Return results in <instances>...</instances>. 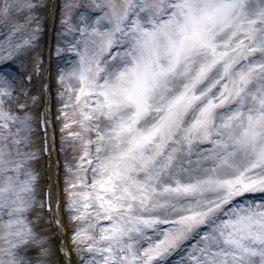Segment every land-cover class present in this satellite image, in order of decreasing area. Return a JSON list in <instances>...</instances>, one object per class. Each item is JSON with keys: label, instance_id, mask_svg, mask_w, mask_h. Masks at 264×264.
Masks as SVG:
<instances>
[{"label": "snow or ice", "instance_id": "snow-or-ice-1", "mask_svg": "<svg viewBox=\"0 0 264 264\" xmlns=\"http://www.w3.org/2000/svg\"><path fill=\"white\" fill-rule=\"evenodd\" d=\"M40 6L0 0V62L35 48ZM64 9L75 59L59 74L71 109L61 131L75 125L79 141L66 189L76 264H165L174 254L176 264H264V0H68ZM4 83L0 264H73L44 227L55 214L22 135L29 117L5 109Z\"/></svg>", "mask_w": 264, "mask_h": 264}, {"label": "rangeland", "instance_id": "rangeland-1", "mask_svg": "<svg viewBox=\"0 0 264 264\" xmlns=\"http://www.w3.org/2000/svg\"><path fill=\"white\" fill-rule=\"evenodd\" d=\"M67 2H68V0H63V13H61V16L57 19V25L55 27V46H56L55 49L57 50L58 48H60L61 52L59 54L54 53V56L56 57V61L64 59L63 63L68 64L70 67L71 62L74 61V59H75L74 53L67 50L69 48L68 41L72 40V36L66 34V28L62 24V21L64 19H66V16L64 14L65 13L64 5ZM73 2L77 3V4H83V3H86L87 0H73ZM75 11H76V9H73V19H72L73 24L77 23V19L75 18ZM33 15H34V13H33ZM20 22L23 23V17L22 16L20 17ZM32 26L34 27L35 24L33 23ZM6 31H8V27H6V25L3 21H0V40H3V35ZM38 35L39 34H37V36ZM1 63H3V62H0V64ZM64 111H67L69 113V117H71V109H64ZM61 118L63 119V121L65 123L66 121H65V118L62 115V113H61ZM64 123H63V125H64ZM13 130H15V129L13 128ZM75 130H76L75 125H73L69 129L64 130V138L62 140V150H61L62 156L67 158V160L70 163V166L72 168L75 167L76 160H77L78 155H79V141H75L69 136V132L75 131ZM22 135H26V134H24V132H23ZM70 149H71V151H69ZM69 177H70V173L67 170V173H66V181H67L66 182V188L67 189H68V186L72 180ZM74 224L76 225L77 223L74 222ZM174 264H176V263H174Z\"/></svg>", "mask_w": 264, "mask_h": 264}, {"label": "bare ground", "instance_id": "bare-ground-1", "mask_svg": "<svg viewBox=\"0 0 264 264\" xmlns=\"http://www.w3.org/2000/svg\"><path fill=\"white\" fill-rule=\"evenodd\" d=\"M50 40H51V35H50V33L48 34V40H47V45H49V43H50ZM52 44V43H51ZM42 50H43V44H41V47L39 48V51H38V53H39V55L42 53ZM35 53H37V52H35ZM43 74H42V76H43V78L45 79V77H46V74L44 73V71L42 72ZM9 75V73L8 72H4V73H1L0 74V87H4L5 86V83H4V80H5V78L7 79V77L6 76H8ZM53 76V73H50V77H52ZM8 80V79H7ZM44 81H41V83H40V85L39 86H41L40 88H42V87H44ZM10 86V85H9ZM7 106V105H6ZM7 108H8V106H7ZM37 108H42V106L39 104V102H37L36 104H35V107L34 108H32V110H34V109H37ZM32 110H31V108H28L27 110H26V112H25V114H27V116L30 118V116H31V118L33 117V115H34V113L32 112ZM31 135H33V134H31ZM53 173H54V171H53ZM50 174H52V168H50ZM50 178H51V176H50ZM46 183H45V181H42V183H41V185H40V187H39V191H40V193H41V191H43V189H42V187L45 185ZM53 193H54V196L52 197V201H53V206H54V210H55V212H56V216H58V214H59V211L57 210V205H56V203H57V197H56V193H55V190L53 189ZM60 219V218H59ZM55 238H57L58 240H59V243L60 242H63V243H65V237H62V238H59V237H54V239ZM60 239H62V240H60Z\"/></svg>", "mask_w": 264, "mask_h": 264}]
</instances>
